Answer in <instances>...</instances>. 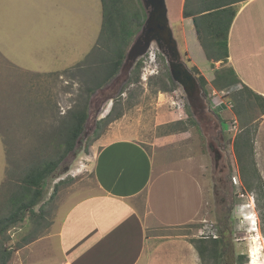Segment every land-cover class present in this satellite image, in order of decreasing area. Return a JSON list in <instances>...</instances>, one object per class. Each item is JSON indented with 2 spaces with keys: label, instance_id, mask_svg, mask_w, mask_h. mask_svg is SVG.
Returning a JSON list of instances; mask_svg holds the SVG:
<instances>
[{
  "label": "rangeland",
  "instance_id": "374dc122",
  "mask_svg": "<svg viewBox=\"0 0 264 264\" xmlns=\"http://www.w3.org/2000/svg\"><path fill=\"white\" fill-rule=\"evenodd\" d=\"M165 1L181 61L198 81L199 74L204 77L203 110L197 103L192 108L173 80V90L159 89V78L166 72L170 76V72L167 57L154 41L130 68L123 67L124 55L117 73L94 88L88 77L99 58L89 68L84 63L81 68L76 66L97 40L100 9H94L95 0H87L88 13L86 0H0V216L11 209L8 199L20 190L23 175L34 165L62 154L57 145L63 140L71 113L87 106L82 138L46 178L33 213L27 212L22 221L0 235V248L11 251L7 264L58 263L57 255H47L56 244L49 241L68 209L97 193L92 146L99 137L117 131L138 140L153 155L152 179L136 198L137 208L150 190L165 188L166 180L172 192L189 186L170 171L190 174L202 184L200 208L191 221L148 227L139 264L150 261L148 255L167 240H187L196 248L193 239L214 236L222 229L231 244L224 246L219 264H233L238 253L244 255V264H264V103H241L236 95L239 86L221 87L216 77L221 62L205 58L195 37L194 43L189 42L194 36L193 22H184V0ZM94 33L92 40L90 34ZM139 60V81L130 84ZM88 87L94 88L93 92L89 93ZM113 104L120 116L101 122ZM237 137L249 139L251 146L248 151L239 140V157L234 146ZM245 184L254 190L248 191ZM257 188L262 191L259 205ZM172 199L177 197L164 198L160 209L167 216L178 217L190 198L181 197L178 206ZM26 245H32L30 253L24 249ZM199 264H214V260L204 261L199 256Z\"/></svg>",
  "mask_w": 264,
  "mask_h": 264
},
{
  "label": "crops",
  "instance_id": "0c3cea01",
  "mask_svg": "<svg viewBox=\"0 0 264 264\" xmlns=\"http://www.w3.org/2000/svg\"><path fill=\"white\" fill-rule=\"evenodd\" d=\"M95 2L97 7L93 6L94 9H100L97 24L100 32L101 1ZM183 19L184 22H193L188 17ZM191 28L194 36L188 41L194 43L195 37L200 46L193 24ZM88 31L92 32V28ZM95 33L90 34L92 40ZM188 41L185 45L192 57ZM227 49L226 65L231 66L240 79L237 86L242 88L245 85L264 97V0H244L238 4L227 36ZM126 136L119 131L106 134L92 146L97 193L75 203L60 220L49 241L56 244L47 253L58 256L57 264H139L148 239V227L179 225L197 215L202 184L196 177L181 171L168 173L186 182L189 185L187 190L184 187L172 192L167 187L166 177L165 188L150 190L142 198L141 208L136 207V198L144 193L152 179L153 155L138 140ZM167 193L170 195L166 196ZM170 196L177 197L172 199L176 206L180 205L181 197L190 198L185 211L178 217L167 216L160 209L161 203L165 202L163 199ZM172 210L177 213L176 208ZM32 245H26L24 249H29L30 253ZM198 254L189 241L170 239L163 242L154 254L148 255L150 261L146 264H199Z\"/></svg>",
  "mask_w": 264,
  "mask_h": 264
},
{
  "label": "trees",
  "instance_id": "16d2710c",
  "mask_svg": "<svg viewBox=\"0 0 264 264\" xmlns=\"http://www.w3.org/2000/svg\"><path fill=\"white\" fill-rule=\"evenodd\" d=\"M101 1V27L97 40L92 50L86 55L84 61L77 64L76 68H81L83 63L89 68L95 59L99 58L98 66L89 75L88 79L94 88L101 87L110 80L118 71L127 46L134 34L139 30L145 19V10L140 0H100ZM244 0H184L182 7V17H192L196 36L202 46L207 59L213 58L219 60L222 67L217 70L216 77L221 81V87H230L237 85L240 79L231 66L226 65L228 57L227 36L232 20L237 12L238 4ZM101 56V57H100ZM96 64V63H95ZM196 70V68H194ZM90 70V69H88ZM141 60L137 62L132 70L129 83L136 84L140 78ZM204 77L199 74V83L204 89ZM159 89L162 91L173 90L175 84L166 72L159 78ZM94 88L88 87L89 93ZM237 97L246 103L255 100L264 103V97L253 92L247 86L236 92ZM242 103V102H241ZM242 105V104H241ZM261 113H264V104ZM113 104L101 122L112 121L120 116V113L114 112ZM87 118L86 104L75 109L70 115V122L64 131V137L58 143L57 148L62 149V154L56 158L42 161L34 165L26 172L21 179V186L18 192L9 197L10 210L7 214L0 216V235L9 227L22 221L27 212L33 213V208L41 200L43 186L46 178L56 169L61 157L72 151L78 139L82 138L84 123ZM251 151L250 141L236 138L234 146L236 154L239 157L240 144ZM248 191L254 189L250 184H245ZM258 189L260 197H256L259 205V199L262 197V191ZM33 238V237H32ZM28 238L27 240H31ZM232 241V240H231ZM192 242L202 260H214V264H219L224 258V246L231 244L226 241L224 229L217 231L215 236H203L193 239ZM11 251L6 248H0V264H7ZM244 255L238 253L233 264H244Z\"/></svg>",
  "mask_w": 264,
  "mask_h": 264
},
{
  "label": "water",
  "instance_id": "95a60500",
  "mask_svg": "<svg viewBox=\"0 0 264 264\" xmlns=\"http://www.w3.org/2000/svg\"><path fill=\"white\" fill-rule=\"evenodd\" d=\"M146 9V18L141 30L130 43L126 53L123 67L129 68L143 56L154 41L162 53L167 57L171 79L178 83L189 105L194 108L205 104V94L198 79L181 61L178 42L174 37L172 27L168 19V9L165 0H142ZM122 67V69H123ZM121 69V71H122ZM119 74L114 78L117 79Z\"/></svg>",
  "mask_w": 264,
  "mask_h": 264
},
{
  "label": "flooded vegetation",
  "instance_id": "af4514ba",
  "mask_svg": "<svg viewBox=\"0 0 264 264\" xmlns=\"http://www.w3.org/2000/svg\"><path fill=\"white\" fill-rule=\"evenodd\" d=\"M200 84V83H199ZM201 86V85H200ZM202 87V86H201ZM203 88V87H202ZM215 236V235H214Z\"/></svg>",
  "mask_w": 264,
  "mask_h": 264
}]
</instances>
